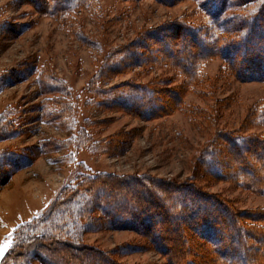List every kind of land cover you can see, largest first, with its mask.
<instances>
[{"label":"trees","instance_id":"trees-1","mask_svg":"<svg viewBox=\"0 0 264 264\" xmlns=\"http://www.w3.org/2000/svg\"><path fill=\"white\" fill-rule=\"evenodd\" d=\"M41 14L54 16L68 30H75L70 12L85 6L95 12L97 0H22ZM171 5L182 0H157ZM207 17L195 24L184 17L142 32L140 37L110 51L88 83V103L121 109L150 119L181 109L201 114L183 103L191 86L205 80L203 62L221 58L240 80L264 81V0H194ZM8 29V28H7ZM164 65L182 82L162 87L158 78L145 83L130 81L108 88L106 83L122 68ZM0 74V90L12 83ZM42 81V82H41ZM48 81V80H45ZM40 79L45 92L55 87ZM43 85H46L43 86ZM46 103L61 102L48 98ZM44 111L46 121L72 123V109ZM12 109L0 112V141L15 135ZM206 119V118H205ZM264 125V103L250 113L242 129ZM128 133L94 140L80 129L72 141L78 148L116 153L128 143ZM69 143V142H68ZM67 143V144H68ZM62 142L51 138L40 146L0 150V185L44 151ZM264 133L216 130L192 164L188 180L177 182L142 174L90 173L80 171L71 184L61 188L41 215L19 223L12 232L10 250L0 264H122L112 251L84 243L86 232L128 229L145 237L166 264H264V206L240 209L221 194L207 192L198 180H227L236 187L264 197ZM234 164L236 165L235 167ZM196 180V181H195ZM187 242L183 245L182 242Z\"/></svg>","mask_w":264,"mask_h":264},{"label":"rangeland","instance_id":"rangeland-1","mask_svg":"<svg viewBox=\"0 0 264 264\" xmlns=\"http://www.w3.org/2000/svg\"><path fill=\"white\" fill-rule=\"evenodd\" d=\"M97 1L95 12L84 5L72 9L75 30L70 31L54 16L39 13L29 3L0 0V74L6 81L12 79L0 90V112L12 109L16 130L13 137L0 141V150L6 146L11 150L36 148L41 140L51 138L64 144L44 151L0 185V226L13 228L43 214L61 188L71 184L81 170L92 174H142L182 182L190 178L198 151L216 130L264 133V125L245 130L241 127L248 115L264 103V81L236 78L221 58L203 62L200 70L205 80L183 95V103L190 110H201L205 116L175 109L142 119L121 109L88 103V83L110 51L137 40L145 30L180 17L195 24L207 21L194 0L171 5L157 0ZM118 70L99 87L126 81L139 84L154 78L162 87H173L183 79L164 65ZM40 79L48 80L47 86L54 85V91L45 92ZM48 98H59L61 102L46 103ZM63 103L72 109L68 128L63 127L62 117L46 121L42 116L45 110L61 111ZM80 129L94 140L116 133H128L130 139L115 147L116 153L93 152L72 143ZM197 184L207 192L221 194L240 209L264 206L263 196L227 180H198ZM13 230L0 238V245L12 240ZM83 241L112 251L122 264H166L145 237L133 230L100 228L86 232ZM260 242L259 249L264 245Z\"/></svg>","mask_w":264,"mask_h":264},{"label":"crops","instance_id":"crops-1","mask_svg":"<svg viewBox=\"0 0 264 264\" xmlns=\"http://www.w3.org/2000/svg\"><path fill=\"white\" fill-rule=\"evenodd\" d=\"M26 221V220H25ZM23 222V221H22ZM21 223V222H20ZM19 224V223H18ZM17 224V225H18ZM15 225L13 228H7L5 225L1 224L0 226V238L5 237L6 235L10 234V232L17 226ZM4 226V227H3ZM5 229V230H1Z\"/></svg>","mask_w":264,"mask_h":264},{"label":"snow or ice","instance_id":"snow-or-ice-1","mask_svg":"<svg viewBox=\"0 0 264 264\" xmlns=\"http://www.w3.org/2000/svg\"><path fill=\"white\" fill-rule=\"evenodd\" d=\"M10 246H11V241H8L7 243L0 245V255H2L6 251H9Z\"/></svg>","mask_w":264,"mask_h":264}]
</instances>
